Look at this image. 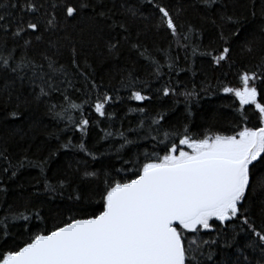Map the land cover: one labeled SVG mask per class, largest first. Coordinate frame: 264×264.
Masks as SVG:
<instances>
[{"label": "snow or ice", "instance_id": "6c2138e0", "mask_svg": "<svg viewBox=\"0 0 264 264\" xmlns=\"http://www.w3.org/2000/svg\"><path fill=\"white\" fill-rule=\"evenodd\" d=\"M0 10V264H264V0Z\"/></svg>", "mask_w": 264, "mask_h": 264}, {"label": "trees", "instance_id": "16d2710c", "mask_svg": "<svg viewBox=\"0 0 264 264\" xmlns=\"http://www.w3.org/2000/svg\"><path fill=\"white\" fill-rule=\"evenodd\" d=\"M3 0H0V3H2ZM250 3V0H237V8L238 10H243L245 6H247ZM2 11V10H0ZM233 56L235 58L236 64L234 67L229 68L227 66H224L223 68H218L213 70V68L209 67L207 64L204 65L203 71L200 73V75L197 78V82L199 81V79H203L204 76H207L209 81L215 85L217 79L223 80L224 82L228 83L230 86H239V80H238V72L245 66L248 65L249 67L251 66V64L254 62V59L252 57H248L242 53L239 52V50H237L236 52L233 53ZM225 73L227 75H225ZM189 76H184L183 74H181V79L183 80H188L190 78ZM113 83H116L115 81ZM122 95L126 96L127 93L126 92H121ZM231 101V97L230 94H224V93H220L218 96H211L208 98H204L201 101V104L203 106L204 109L208 110L207 111V115H212V113L217 109L218 106L222 105V104H227L230 103ZM79 102V101H77ZM168 98H165L163 101L161 102H157L154 105H144L149 107V109L151 110L153 107L155 108H159L160 104H167ZM138 102H129V106L131 107H135L137 106ZM119 111H120V115L123 116L125 108L123 105H118L117 106ZM183 111V106L181 105L179 108V111L177 113V115H179L180 112ZM224 111H227L226 109ZM139 114L136 113H131L129 114L128 119L132 120L133 124L136 123V118L138 117ZM49 119L46 118L44 123L47 125L49 124ZM27 126V122L25 121L23 124H21V122H16V123H11V124H4L2 122H0V139H3L7 136H9L12 131L14 129H18L19 127ZM127 123H125V127H127ZM119 128V123L117 122L115 126H109L107 122L103 123L100 125L99 128H95L93 129L91 135L88 138V142L89 144H93L96 141L97 136H103L104 135V131H101V129H106L107 131L110 132H115L117 129ZM38 170L36 169H29L28 173L26 174H30L35 176L37 174Z\"/></svg>", "mask_w": 264, "mask_h": 264}]
</instances>
